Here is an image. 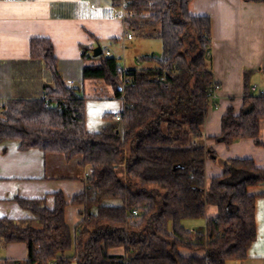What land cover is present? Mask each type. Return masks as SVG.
Returning <instances> with one entry per match:
<instances>
[{"label":"trees","instance_id":"obj_1","mask_svg":"<svg viewBox=\"0 0 264 264\" xmlns=\"http://www.w3.org/2000/svg\"><path fill=\"white\" fill-rule=\"evenodd\" d=\"M191 1L125 0L131 13L124 19L126 31H156L144 36L161 42L160 57L142 55L136 68L122 71L105 50L93 56L94 47L81 46V59L92 61L83 65L81 82L100 79L122 102L120 119L104 114L98 132L87 130L82 87L66 84L58 73L51 41L30 39L29 60L43 65L50 82L39 96L1 103L0 143L14 140L20 150L66 159L79 155L87 176L84 190L71 200L82 207L73 231L65 221L61 192L54 193L51 209L43 198H14L31 216L0 217V242L24 243L27 256L3 259V264H227L246 259L256 238L254 202L264 197V191H255L264 186V166L251 158H230L221 174L206 182L205 161L216 158L202 141L213 81L206 54L211 22L190 14ZM140 61H153L154 67L140 68ZM250 85L244 78L241 107L237 113L226 110L215 142L228 146L258 136L264 95H252ZM207 207H215L216 215L206 216ZM198 219L204 223L195 228L183 224Z\"/></svg>","mask_w":264,"mask_h":264},{"label":"crops","instance_id":"obj_2","mask_svg":"<svg viewBox=\"0 0 264 264\" xmlns=\"http://www.w3.org/2000/svg\"><path fill=\"white\" fill-rule=\"evenodd\" d=\"M115 8L114 0H0V103L42 94V87L50 82V77L42 64L30 62L29 42L35 37L47 38L65 83L82 87L87 130L98 132L104 125L103 115L118 113L122 102L100 79L81 82L83 65L92 63L81 59V46L93 48L97 39L100 46L104 45L103 50L108 49L114 57L124 55L133 34L132 39L122 40L126 28L114 18ZM189 12L210 18V69L218 86V108L208 106L202 126L203 144L216 154L214 160L205 161L206 182L221 174L222 164L230 158H251L257 166H264V120L259 122L255 139H241L228 146L212 140L220 133L226 110L239 111L244 78L249 84L264 87V2L192 0ZM116 43L120 44L121 53L115 54L111 49ZM138 58L128 64L124 55L126 68L138 67ZM85 173L79 155L66 159L62 154H44L38 149L20 150L18 141L1 142L0 217L31 216L18 206L15 197L43 198L51 209L54 193L61 192L66 199L65 221L73 231L81 220L82 207L73 205L71 200L84 190ZM255 191H264V186ZM215 215L216 208L207 207L206 216ZM254 220L256 238L246 252V259L227 264H264V197L255 199ZM26 256L24 243L0 242V264L3 259L21 261Z\"/></svg>","mask_w":264,"mask_h":264},{"label":"rangeland","instance_id":"obj_3","mask_svg":"<svg viewBox=\"0 0 264 264\" xmlns=\"http://www.w3.org/2000/svg\"><path fill=\"white\" fill-rule=\"evenodd\" d=\"M93 7V5H92ZM144 32H150L151 34H155L156 31H151V30H144V31H140V32H132L133 34V40L126 44V48L124 50V55H125V60L127 61V63L129 64L130 60H134L135 57H140L142 55L145 54H153L154 56L160 57L161 55V42L157 37H145L144 36ZM133 44V45H132ZM101 48H104V45H101ZM119 48H120V44H112L111 49L115 50V54H118L119 52ZM138 52V55H134L133 52ZM121 53V52H119ZM115 58L119 61V63L122 64V59L120 58V56H115ZM141 62V61H140ZM150 65H154L153 61H142L140 63V66L142 67H149ZM214 81V78H213ZM108 203H115V201H111ZM204 222L203 220H186L183 222V224L186 227L189 228H195L197 226L202 225ZM112 253H117V250H113L111 251Z\"/></svg>","mask_w":264,"mask_h":264},{"label":"built area","instance_id":"obj_4","mask_svg":"<svg viewBox=\"0 0 264 264\" xmlns=\"http://www.w3.org/2000/svg\"><path fill=\"white\" fill-rule=\"evenodd\" d=\"M114 1H115L116 8L114 10L113 16L115 19H118L124 23V19L128 16H131V13L126 9V2L125 0H114ZM130 39H132L131 32L124 31V33L122 34V40L124 41V40H130ZM105 54L107 56L111 55L108 49H105ZM206 54L210 56V51L208 50ZM121 59H122L121 68H122V71H125L126 66L124 64V55L121 56ZM160 79L162 80L163 78H160ZM249 92L252 95H264V87L259 86L257 83H252L250 85ZM217 98H218V86L215 83V81H212L211 86H210V91L206 99L207 105L212 107L213 109H217L218 108V105L216 103ZM0 109H1V103H0ZM112 118L113 120H119L120 113L118 112V113L113 114ZM86 176H87V173H85L84 178Z\"/></svg>","mask_w":264,"mask_h":264},{"label":"water","instance_id":"obj_5","mask_svg":"<svg viewBox=\"0 0 264 264\" xmlns=\"http://www.w3.org/2000/svg\"><path fill=\"white\" fill-rule=\"evenodd\" d=\"M102 53V48L100 45H96L93 49V56H98Z\"/></svg>","mask_w":264,"mask_h":264}]
</instances>
